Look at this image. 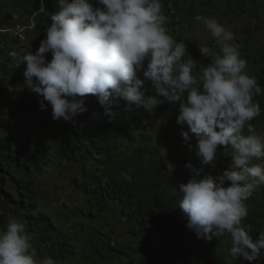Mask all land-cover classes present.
<instances>
[{"label": "clouds", "instance_id": "clouds-1", "mask_svg": "<svg viewBox=\"0 0 264 264\" xmlns=\"http://www.w3.org/2000/svg\"><path fill=\"white\" fill-rule=\"evenodd\" d=\"M57 3L59 10L51 14L36 51L10 53L17 67L26 63L24 86L41 98L40 108L51 105L54 120L74 122L88 110L89 94L109 116L110 105L121 99L128 108L143 106L150 113L165 101L179 102L177 123L188 126L181 134L185 142L194 134L202 165L218 159L219 146L232 150L230 166L215 175L191 162L185 165L191 175L179 184V207L187 227L206 241L228 233L232 256L264 259V231L253 240L243 224L249 214L246 201L264 185V162L254 163L264 161V133L250 123L261 112L253 99L261 88L230 28L214 17L196 15L220 47V54L200 47L212 60L198 65L185 41L169 34L163 0ZM149 82L155 94L146 95ZM32 240L24 223L12 218L0 231V264H55L51 257L37 258Z\"/></svg>", "mask_w": 264, "mask_h": 264}, {"label": "trees", "instance_id": "trees-1", "mask_svg": "<svg viewBox=\"0 0 264 264\" xmlns=\"http://www.w3.org/2000/svg\"><path fill=\"white\" fill-rule=\"evenodd\" d=\"M189 1L181 0V5ZM238 2L239 0H235L236 4L233 5L237 6ZM178 6L180 5L173 0H163V12L167 16L166 27L170 35H178L176 28L181 22L186 27L180 28V33L188 32V27L195 21L193 6L188 4L185 17L181 21L176 20L174 8ZM58 10L57 0H0V43L9 45L6 48V59L0 61V67L4 64V75L7 69H11L6 63L8 58L12 57L10 53L24 46L10 30L20 24L31 26L26 35L35 32L46 33V26L51 23V14ZM168 16H172V19L170 17L169 20ZM187 18L189 19L184 22ZM231 18L234 19V15ZM211 50L220 54L219 45ZM239 51L246 61L250 60V56L241 49ZM192 58L198 65H207L212 60V57L196 52ZM260 62L263 67L250 72L256 77L261 88V93L253 97L261 107L260 115L250 121L253 128L264 115V57ZM148 86L146 95L155 94L151 85ZM3 89L7 90L5 86ZM9 96L13 105L26 109L28 114L22 111L23 115H35L39 118L35 127L29 130L19 127L16 131L12 130L15 126H8L6 120L0 119V162L7 168L13 167L14 173L22 172L27 178L26 184L31 187L35 183L36 171L42 172L39 164L45 160L47 154V145L43 141L49 143L65 163H62L65 166L62 170L71 169L73 183L75 176H80L82 182L77 184V187L90 194L88 208H97L100 218L106 208L112 207L124 225L126 236L138 240L137 245H141L143 249V255L138 259L140 264H145L147 260L150 264H264V259L249 262L241 256H232L231 237L228 233L206 241L198 239L194 230L187 227V217L179 207V184L186 182L191 175L185 165L191 162L198 169L202 167L205 173L215 175L230 166L232 150L230 147L219 146L218 159L211 164L202 165L194 151V134L190 133L192 139L188 142H185L181 134L182 131L188 130V126L186 123H177L179 102L173 104L165 101L150 113L143 106L133 105L128 108L121 99L110 105L112 115L109 116L105 114L98 98L89 94L85 97L88 110L75 117L74 122H65L63 119L54 120L52 112L47 113L38 107L37 99L29 93L20 91L10 93ZM18 113L15 107L11 109V120H15ZM6 131L10 133L7 136ZM148 131L154 132L165 142L173 141L182 146L184 151L162 155L151 135L147 134ZM259 162L264 161H254ZM9 178L17 182L15 177ZM6 183L5 180L1 182L0 191L8 196L9 193L4 191ZM246 203L249 214L244 218L243 224L255 240L258 233L264 231V185L258 187ZM3 215H0V222ZM35 227L37 226L29 223L27 231L34 230ZM51 230L49 222L45 229L47 234L39 236L40 243L48 249L50 256L54 258L56 255L61 264L66 259L70 262L74 256V245L69 244L68 237L62 238L56 245L50 244L53 238ZM108 231H115V226ZM115 236L118 243L116 254L121 256L126 250L120 246L119 234L116 233ZM110 242L107 247L113 248ZM57 246L58 249H54ZM107 247H104V250ZM126 247L132 252L135 250L129 243ZM37 251L40 253L39 247ZM96 252L99 253L100 250L96 249ZM89 257L83 254L79 259L87 260ZM105 264L109 263L105 261ZM127 264H133V260L129 259Z\"/></svg>", "mask_w": 264, "mask_h": 264}, {"label": "rangeland", "instance_id": "rangeland-1", "mask_svg": "<svg viewBox=\"0 0 264 264\" xmlns=\"http://www.w3.org/2000/svg\"><path fill=\"white\" fill-rule=\"evenodd\" d=\"M173 1L180 5L174 8L176 20L181 21L185 17L187 4L190 7L193 6L194 19L198 14L216 18L234 33L235 43L239 45V50L241 49V51L250 56V60L247 61L249 73L263 67L260 59L262 60L264 57V0H239V6L237 4V7L233 5L236 4L235 0H190L189 3L186 2L183 6L181 5V0ZM230 4L232 7H230ZM233 15L234 19L231 18ZM170 17L172 19V16ZM170 17L168 16L169 20ZM189 18L191 17L189 16ZM189 18L183 21L185 22ZM184 27L186 26L181 22L176 28L178 35L173 34L171 36L177 41H185L187 52L191 57L195 52L199 55L201 54L200 47L207 46L212 49L218 45L202 22L195 19L192 25L188 27V32L180 33V28ZM242 27H249L250 31L245 33V30H241ZM45 36L46 33L41 32L27 34L23 41L24 46L15 49V52L18 56L27 52L34 53ZM46 57L50 60L51 53H47ZM254 62L260 63L255 64ZM6 63L11 66V69H7L4 75L2 73V66L4 64L0 67V119L6 120L5 123L8 126H15L12 129L14 131L17 128L20 129L19 127L29 130L38 124L39 117L35 115H23L22 111L28 114L26 109L13 105L9 94L23 91L29 93L31 97H35L37 101L41 98L24 86L23 72L26 63H22L17 67L18 61L13 56L9 57ZM3 86L7 88L6 91L2 90ZM14 107L15 110L19 111L15 117L16 121L11 120L12 115L10 114L11 109ZM44 110L47 113L52 112L51 105H48ZM254 129L258 134L264 133V115L262 119L255 123ZM148 132L147 134L151 135L155 145L161 150L162 155L168 153L172 155L179 154L184 151L182 146L173 141L165 142L163 139L157 137L154 132ZM5 133L6 136L10 134L9 131ZM245 134H247V131H245ZM43 143L47 145V154L45 160L39 164L42 172L36 171L34 175L35 183L31 187L26 184L27 178L22 172L16 171L14 173L13 167L7 168L0 162V184L4 180L7 181L4 191L9 193L8 196H5L0 191V215L4 214L2 222H0V231L5 230L7 223L12 218H16L24 223L26 231L29 223L34 224L37 227L27 232L33 237L32 243L36 250L37 258L51 257L55 261V264H61L56 255L54 258L50 256L48 249H45L39 241L40 235L47 234L45 229L50 222L52 226L50 234L53 235L50 244L54 243L56 245V242L58 244V241H61L62 238L68 237L69 244L74 245V256H72L70 262L66 259L63 264H105V261L109 264H127L129 259L133 260V264H140L138 259L142 257L143 249L141 245H137L138 240L135 241L133 238L126 236L124 225L119 221L117 213L113 211L112 207H108L98 218L97 208H88L90 194L88 195L83 188L77 187V184L82 182L80 176H75V183H73L70 174L72 172L70 171L71 169L66 168L67 170L63 171L65 163L61 161L49 143L46 141H43ZM59 161H61L60 165H58ZM9 177H15L17 182H13ZM0 190H2L1 187ZM113 226H115V231H108ZM116 233L119 234L120 246L126 250V253H123L121 256L116 254V247H118V243L115 241L117 239ZM108 242H110L113 248L107 247ZM128 243L135 249L133 250L134 252L126 247ZM37 247L40 248V253H38ZM58 247L54 249H58ZM104 247L107 248L104 250ZM96 249H99L100 252L95 253ZM83 254L89 255V259H79ZM150 263L147 260L145 264Z\"/></svg>", "mask_w": 264, "mask_h": 264}, {"label": "built area", "instance_id": "built-area-1", "mask_svg": "<svg viewBox=\"0 0 264 264\" xmlns=\"http://www.w3.org/2000/svg\"><path fill=\"white\" fill-rule=\"evenodd\" d=\"M31 28V26H26V25H20L17 24L14 28H12L10 31L12 32V34L20 41L23 43V41L25 40L26 37V31ZM1 31H5V30H1ZM7 46H9L7 43L5 42H1L0 43V61H3L6 59L5 55L7 53Z\"/></svg>", "mask_w": 264, "mask_h": 264}, {"label": "crops", "instance_id": "crops-1", "mask_svg": "<svg viewBox=\"0 0 264 264\" xmlns=\"http://www.w3.org/2000/svg\"><path fill=\"white\" fill-rule=\"evenodd\" d=\"M236 7H237V6H236ZM253 24H254V23H253ZM241 30H242V31H243V30H245V31H246V30H247V31H250L249 27H247L246 29H245L244 27H242ZM251 40H252V39H251Z\"/></svg>", "mask_w": 264, "mask_h": 264}]
</instances>
